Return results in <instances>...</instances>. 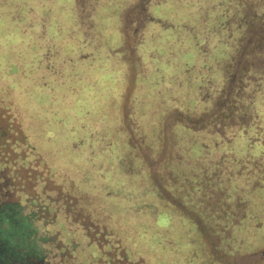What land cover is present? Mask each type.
Returning a JSON list of instances; mask_svg holds the SVG:
<instances>
[{
  "label": "rangeland",
  "instance_id": "1",
  "mask_svg": "<svg viewBox=\"0 0 264 264\" xmlns=\"http://www.w3.org/2000/svg\"><path fill=\"white\" fill-rule=\"evenodd\" d=\"M0 4V16H19L14 26L0 19L6 203L35 213L68 264H264V93L248 102L239 92L248 63L264 56V0ZM43 9L101 34L92 63L28 79L5 70L22 64L16 28ZM163 45L186 50L187 77L177 55L167 66L146 58Z\"/></svg>",
  "mask_w": 264,
  "mask_h": 264
},
{
  "label": "trees",
  "instance_id": "2",
  "mask_svg": "<svg viewBox=\"0 0 264 264\" xmlns=\"http://www.w3.org/2000/svg\"><path fill=\"white\" fill-rule=\"evenodd\" d=\"M28 9L31 8H24V14L27 13ZM34 9L39 8L34 7ZM47 11L48 10L45 9L41 10L40 12L37 11L38 13L35 18L30 16L26 19V23L24 22V25H18V28H16L18 30V35L20 33L21 37L29 38L21 39L20 37L22 48L20 49L19 46L14 47L16 51L21 53L22 64H20L21 61H19V59H15L14 61L13 59H8V61L10 60V62L3 65L6 71H9V65H12L15 69L10 71L14 75L20 74L27 79L31 77L40 78L46 76L48 73L47 71L49 70H51L52 73L53 70L56 71L57 69H60L61 65L63 68H70L71 66L75 65V62L80 60H86V64L87 62L88 64L93 62V58L95 59V54L100 51L98 48L101 44V34L96 36H87L85 35L84 31H82L80 28H78V26L75 25L74 21L71 19V16H68L69 19L66 20V18L63 17V15L59 12H54L51 14ZM18 18L19 16H16L14 18H12L11 15L6 17L0 16V19H5L11 22V26H14ZM257 18H260V16L257 15L256 11L252 10V13L250 14L251 23ZM51 24H54V26H51ZM64 27L65 29H67L65 31L67 37L57 40L55 37ZM179 28L184 29L182 25H179ZM259 29H261V31H259V34H261V32L264 31V28L260 27ZM252 32L254 35H256L255 33L257 31L255 32V30H252ZM163 39H165V41L168 40L166 38ZM171 42L173 43L174 41ZM108 43L109 40L108 42H106L105 47L106 57L108 51ZM65 44L66 49L64 51L63 46ZM153 44V42L150 43V45ZM259 45L260 46H256V48H264L263 41H259ZM24 47L32 48L33 54L30 55L25 53ZM87 47L90 48L87 49ZM160 49H162V51H160ZM215 49L216 51H218L217 45ZM151 50L152 49H149L148 53ZM168 51L170 50L167 45L165 46V48L164 45L159 46L158 49L152 50L150 52L151 54H148L147 57L145 55V57L147 59L150 58L151 60L155 61L165 60L163 65H170V63H168L166 60H169L171 57L173 58L174 55H177V57L179 58L176 57L177 64L175 63V67L179 68V73H181V71L183 70V74L187 77V58H182L186 50H182L181 48H179V51L176 50L172 54H169ZM176 53H179V55ZM155 57H157V59ZM232 64L235 65V63L233 62L230 65ZM247 67H251L253 70L251 72V70L248 68L246 73H244V76H241V78H243V81L239 92L244 91L245 93H249L250 95H248L247 101L252 102L256 97L255 94L264 93V56L256 59V61L252 60L250 63H248ZM203 73L206 74L207 72ZM204 74H201V77ZM232 74L233 72H230V74L228 75L225 91H227V89L231 85L233 79V76H231ZM204 78L205 82H209L211 85L213 84V82L210 81L207 77ZM184 80L185 87H187V78H185ZM201 84H203L202 80ZM209 93H211V91H209ZM221 103L222 101L218 102V105H220ZM211 112L212 110L209 113ZM254 113L255 112L253 110L251 113L252 119L254 118ZM175 152H178V150ZM179 152L182 153L181 149H179ZM106 155L108 154L106 153ZM105 165L106 167L103 166L102 169L103 173L109 167L112 168V164L110 161ZM200 168H203V165H201ZM0 192L5 195L4 185L0 187ZM8 204L13 207L14 214H12V216L10 215L11 217H2L0 220V264H68L67 260L69 257V253H59L57 244L50 238L43 239L42 234H44V232H38L37 222L39 221V218L36 217L35 213H29V211L25 212V206L22 204ZM155 208L156 204L154 202V204L151 205V211L147 212V214L149 213L148 215L151 214L152 216L156 215ZM79 250L80 252H84L82 251L81 247Z\"/></svg>",
  "mask_w": 264,
  "mask_h": 264
},
{
  "label": "flooded vegetation",
  "instance_id": "3",
  "mask_svg": "<svg viewBox=\"0 0 264 264\" xmlns=\"http://www.w3.org/2000/svg\"><path fill=\"white\" fill-rule=\"evenodd\" d=\"M1 192H0V220L2 217H11L12 214H14L13 207L10 204L6 203L4 199H2L3 196L5 197L6 195H4Z\"/></svg>",
  "mask_w": 264,
  "mask_h": 264
}]
</instances>
